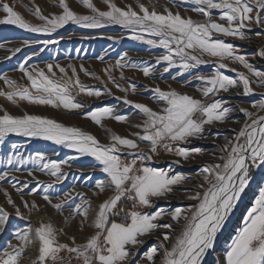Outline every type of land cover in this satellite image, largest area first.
Segmentation results:
<instances>
[{
    "label": "snow or ice",
    "instance_id": "obj_1",
    "mask_svg": "<svg viewBox=\"0 0 264 264\" xmlns=\"http://www.w3.org/2000/svg\"><path fill=\"white\" fill-rule=\"evenodd\" d=\"M77 2L90 14L77 13L70 8L67 0H58L56 6L62 10L59 14L44 15L38 6L32 12L42 22L40 24L29 23L5 3L2 11L6 15L0 18V24L15 25L28 32L46 34L69 23L82 28L119 25L130 30V39L164 51L156 56L155 65L145 63L144 66L128 65L125 53L124 57L116 61L115 68H137L145 77H150L157 71L156 65L163 64L161 76L172 69L177 70L173 80L189 73L190 79L185 83L199 81L197 92L201 98L181 93L170 86L167 90L159 86L150 89L146 87L145 91L151 92L150 99L158 106V110H154L144 103L129 100L127 93L129 90L136 93V85L129 84L128 88H123L116 84L110 75V66L105 69L110 82L125 93L124 97L116 99H122L124 105L137 110L142 119L130 125L137 131L130 133L133 138H127L105 128L102 121L112 119L128 123V116L116 114V109L110 106L86 112V118L106 131V144L100 143L94 135L78 127L65 126L54 119L28 112L12 115L0 108L3 112L0 115V144L4 143L9 134H14L51 141L55 145L74 150L79 156L92 157L96 162L95 166L105 174L104 179L95 181V188L99 193L106 190L111 193L95 209H92L87 200H82L64 217L65 223L79 217L80 231L92 229L83 243H76L75 236H68L63 229L59 230L60 234L67 236L71 244L58 242V230L53 224L41 222L35 229L29 226L13 233L18 244L8 242L0 249V264H20L26 249L37 242L38 254L31 264H48L49 261L52 264L57 261L60 264H70V259L60 256L61 252H67L78 264H129L136 254L134 249L144 243L141 238L156 233L158 229L168 231L158 235V243L149 247L141 257L147 264H202L206 253L214 250L218 233L248 186L251 170L264 166V114H260L264 112V92L252 104L255 111L238 109L245 117L243 123L238 131L233 130L231 138H226L225 143L219 146L222 154L217 158L218 162L207 163L201 168L202 182L197 183L184 196V199L192 202L187 207H176L171 211L155 207L156 200L166 199L174 191L173 186L185 183L188 178L172 174L171 167L156 168L150 166L149 162L153 161L159 149L185 161L194 155L203 154L198 147L189 149L182 145L190 144L193 140L207 139L205 126L225 123L230 114L236 111L234 107L228 106L223 97H216L230 92L236 96H249L255 91L252 87L254 84L264 88V71L257 70L243 55L237 54L238 49L233 43L222 39L231 37L247 40L249 37L245 30L250 32L254 27L264 29V0H181L182 3L193 4L191 11L202 16V20L183 17L167 7L159 12L156 5H153L150 10L140 0L136 3L139 11L134 10L131 5L119 7L114 0H102L106 10L98 8L93 0ZM213 10H216L218 16L214 17ZM256 35H264V31L257 32ZM53 42L44 41L45 44ZM14 51L18 52L20 49ZM258 55L264 57V47ZM226 61L241 65L248 74L237 72L235 68L229 69ZM207 64L215 65L210 74H191L193 69ZM46 67L55 76L53 65L48 64ZM55 67L65 73L64 68L59 65ZM222 69L236 72V78L224 74ZM19 70L27 78L30 87L18 85L7 76H0V80L9 89L7 92L0 89V96L16 106H19V101H25L31 105L63 108L71 112L85 107L84 103L77 102L76 95L83 93L97 98L105 94L112 95L110 90L102 93L81 84L75 68L72 69V77L63 81L50 78L41 69L33 68L29 71L24 64L20 65ZM73 88L76 89L75 95ZM141 143L146 145V149L140 147ZM20 147L12 143L14 152L8 153L6 160L0 163L13 166V170H18L19 165L31 163L37 171L54 177L51 183L43 185V199L63 215L64 206L72 200L71 194L65 193L63 198H58V203H53L48 191L65 179L67 173L62 171V166L68 164V160H49L40 151L21 157ZM75 158L77 157L68 159ZM172 163L180 164V160H173ZM9 174L8 171L0 172V180H5ZM28 175L31 176L32 172L29 171ZM24 187L27 188L28 185L25 184ZM39 187L40 182L31 191L36 192ZM5 196L7 197L6 192ZM128 202H131V210L121 206ZM7 203L15 208L17 217L27 219L10 197L7 198ZM23 206L29 209V213L38 207L35 202L31 207L27 202ZM153 208L154 211L137 210ZM91 212L94 215L90 216ZM121 216L123 219L117 222L116 218ZM165 217H170L171 223L159 222ZM8 219L9 214L0 207V230H3ZM174 225L178 226V231ZM170 232H175V235H169ZM219 264H264V187L259 188L258 195L247 208L235 235L230 236V243L222 250Z\"/></svg>",
    "mask_w": 264,
    "mask_h": 264
},
{
    "label": "rangeland",
    "instance_id": "obj_2",
    "mask_svg": "<svg viewBox=\"0 0 264 264\" xmlns=\"http://www.w3.org/2000/svg\"><path fill=\"white\" fill-rule=\"evenodd\" d=\"M67 2L70 8L77 13L90 14L87 9L83 8L77 2V0H67ZM114 2L119 7L124 8L126 5H131L134 10L139 11L136 7L137 0H114ZM140 2L149 7L150 10L153 5H156V10L159 12H163L164 8L167 7L174 13L179 12L183 17H191L194 20L203 19L202 16L191 11L194 5L190 2L182 3L181 0H140ZM5 3L32 24L42 23L32 14L37 6L44 15L59 14L62 11L56 6L58 0H0V18L6 15L2 11V5ZM93 3L101 10H106V6L102 3V0H93ZM213 15L214 17L218 16L216 10H213ZM260 31H264V29L254 27L250 32L245 30L246 36L249 37L247 40L233 39L231 37H222V39H224L225 42L233 43L238 49L237 54L243 55L257 70L264 71V57L258 55L260 49L264 47V35H256V33ZM131 35L132 33L130 30L119 25H106L102 28H82L78 25L69 23L63 28L57 29L55 32L46 34L28 32L15 25L0 24V76H7L18 85L30 87L27 78L19 70L21 64H24L29 71H32L33 68L41 69L49 75L50 78L61 81L72 77V69L75 68L76 76L81 84L87 88L98 89L102 93H104L105 90H110L112 93V95L105 94L99 98L94 96L88 97L83 93L76 95L77 102L84 103L85 107L81 110H73L71 112L63 108L31 105L25 101H19V106H16L11 104L3 96H0V108L7 110L12 115H22L24 112H28L29 114L41 115L54 119L65 126L78 127L94 135L100 143L106 144L108 143L106 131L104 128H101L90 119L86 118V112L98 107L110 106L116 109V114L128 116V123H119L112 119H105L102 121L105 128H109L116 134L127 138H133L130 136V133L137 131V129L130 125L138 123L142 119V117L137 114V110L124 105L122 99H116V97H124L125 93L121 92L110 82L109 74L105 72V69L110 66L112 67L110 75L116 81V84L123 88H128L129 84L136 85L137 92L132 93L131 90H129L127 98L134 102L144 103L154 110H158V106L150 99L151 92L145 91L146 87L150 89L159 86L161 89L167 90L170 86L181 93H187L195 98H201L197 92V87L200 85L199 81L193 80L190 84L185 83L186 80L190 79L189 73H185L182 77H177L173 80L172 77L175 76L177 70L172 69L169 73H163L161 76L163 64L156 65L157 71L150 77H145L137 68L128 66L123 69L115 68L116 61L124 57L125 53L127 54L125 59L128 65L136 64L137 66H144L145 63L147 65H155L156 56L162 54L164 51L163 49L152 48L140 41L132 40L129 38ZM108 37L113 38L109 39ZM44 41L54 42L45 44ZM17 48H19L20 51L15 52L14 50ZM226 63L229 62L226 61ZM48 64L53 65L55 76H52V74L48 72L46 67ZM56 65L64 68L65 73H61L59 69L55 67ZM81 68H83V70H81ZM230 68H235L237 72L248 74L247 70L239 64L229 63V69ZM214 69V64L201 65L197 69H193L191 74L199 73L207 75ZM221 71L232 78H236V72L229 71L228 69H222ZM121 72H123V78H121ZM86 73L91 75H87ZM96 77H98V79ZM252 87L255 91L249 96H236L230 92L221 93L220 96L216 97H223V99L228 102V106L234 107L236 111L230 114L225 123L217 122L212 126H205V136L208 137L207 139L193 140L190 144L182 145L189 149L198 147L202 150L203 154L194 155L187 161L167 153H158L154 155L153 160L155 162L161 160L164 166L168 165L172 168L173 174L179 173L188 178L185 183L173 186L174 191L170 193L166 199L156 200L155 207L171 211L176 207L184 208L192 203L184 199V196L193 190L197 183L202 182V176L200 174L201 168L207 163L218 162L217 158L222 154L219 152V146L225 143L226 138H231L234 135L233 130H239V127L235 126L239 125L241 121L245 119L243 113L239 112L238 109L246 108L249 111H255V109L252 108V104L259 100L260 93L264 92V88H260L255 84L252 85ZM0 89H3L5 92L9 91L3 80H0ZM72 92L75 95L76 89L73 88ZM2 114L3 112L0 111V115ZM260 114H264V112ZM12 143L21 146L19 149L21 157H28L40 151L43 152L49 160H68V164L62 166V171L67 173L65 179L49 189L48 195L51 197L53 203H58V198H63L65 193L71 194L72 200L64 206L63 215H61L60 212L52 208L51 205L43 199V185L51 183L55 179L54 177L37 171L36 167L31 163L19 165L18 170H13V166L11 165L0 163V172L8 171L10 173L5 180H0V207L9 214V219L3 230H0V249H3L8 242L14 245L18 244V241L13 236L16 230L29 226L35 229L39 227L41 222H51L53 224L58 230V242L71 244L67 236L60 234L59 230L63 229L68 236H75L76 243H83L85 237L91 233L92 229L85 228L83 231H80L78 228L79 217L67 223H65L64 217L68 216L71 209L74 208L76 204L81 203L82 200H87L92 209H95L108 195H111L107 190L104 193H99V190L95 188V181L97 179H104L105 174L99 171L98 166H95L96 162L92 157L79 156L74 150L64 148L62 145H55L51 141L16 136L14 134H9L5 137L4 143L0 144V161L6 160L8 153L14 152L11 148ZM144 146H146L144 143L140 144L141 148ZM69 157L77 158L68 159ZM178 159L180 160V164L172 163L173 160ZM29 171L32 172L31 176L28 175ZM33 177H35V179ZM252 177L255 184L245 190L246 204L243 206V209L239 211L240 216L238 221L227 229L229 232L224 239L221 238L227 232H224L225 234L219 238L218 241L220 245L218 253H222L226 244L230 243V236L235 235V230L241 225L242 217L246 213L247 208L251 206L255 196L258 195L262 183H260V181L262 177H264V172L261 171L260 166H257L255 170H253L250 179ZM38 182H40V187L37 188L36 192H32V188L36 187ZM25 184L28 185L27 188L24 187ZM5 192L7 193V197L5 196ZM94 192L97 194L93 195ZM8 197L12 199L16 207L20 208V211L27 219L21 220L16 216L15 208L7 203ZM21 197H23V200ZM24 202H27L29 207L35 202L38 207L37 209H32L31 213H29V209L23 206ZM154 210L155 208L140 209V211ZM91 215H94V212H91L90 216ZM159 222L171 223V220L170 217H165ZM174 228L178 231V226L174 225ZM165 231L168 230L158 229L154 235H160ZM169 235H175V232H170ZM151 236H153V234L141 238L144 243L139 245L137 249H134L136 254L131 258L129 264H147V261L141 259V257L149 247L158 243L157 239L151 240ZM160 238L162 239V236ZM38 246L37 242L27 248L20 260V264H31V261L35 260L38 254ZM212 264H216L214 259Z\"/></svg>",
    "mask_w": 264,
    "mask_h": 264
},
{
    "label": "bare ground",
    "instance_id": "obj_3",
    "mask_svg": "<svg viewBox=\"0 0 264 264\" xmlns=\"http://www.w3.org/2000/svg\"><path fill=\"white\" fill-rule=\"evenodd\" d=\"M244 121V120H243ZM243 121H241V123L235 127H239L241 126V124L243 123ZM145 148V147H144ZM259 167V166H258ZM261 167V171H264V166H260ZM257 170V169H256ZM258 172V171H257ZM258 180V179H257ZM259 181V180H258ZM262 182V183H261ZM261 183V187H264V177H262V180L260 181ZM255 182L253 181V177L250 179V183L248 184V186L246 187L245 190H247L250 186L254 185ZM246 204V198H245V191L241 194V198L240 200L237 201V205L236 207L233 209V212L230 214L229 219L225 222L224 227L221 229V232L218 233V238L214 244V250H209L208 253H206L205 255V259L202 262V264H212L213 259L216 261V264H219V260H220V256L221 253H218V248L217 245L219 244V238L225 234L224 232H227L232 224H234L235 222L238 221V218L240 216V209H243V206ZM47 211V210H46ZM227 230V231H226ZM226 235V234H225ZM224 235V236H225ZM158 235H154L150 237L151 240L157 239ZM224 236L222 238H224ZM221 238V239H222Z\"/></svg>",
    "mask_w": 264,
    "mask_h": 264
},
{
    "label": "built area",
    "instance_id": "obj_4",
    "mask_svg": "<svg viewBox=\"0 0 264 264\" xmlns=\"http://www.w3.org/2000/svg\"><path fill=\"white\" fill-rule=\"evenodd\" d=\"M145 149H146V146H144ZM142 147V148H144ZM158 153H165L163 149H159L158 150ZM124 158V156H122V159ZM133 157H127V159H132ZM256 168V167H255ZM255 168H253L250 172V176L253 174V170H255ZM249 183H250V177H249ZM122 207H124L126 210H131V202H128L126 204H122L121 205ZM138 211H140V209H137ZM117 222H121V220L123 219V216L121 217H117ZM60 256L65 258L66 260H69L70 259V264H78V261L75 259V258H70L69 257V254L67 252H61L60 253ZM48 264H52L51 261L48 262ZM56 264H60L59 261L56 262Z\"/></svg>",
    "mask_w": 264,
    "mask_h": 264
},
{
    "label": "crops",
    "instance_id": "obj_5",
    "mask_svg": "<svg viewBox=\"0 0 264 264\" xmlns=\"http://www.w3.org/2000/svg\"><path fill=\"white\" fill-rule=\"evenodd\" d=\"M150 166L156 167V168H162V169L169 167L168 165L164 166L161 160H158L156 162L153 160L152 162H150ZM172 172H173V170H172ZM262 172H264V171H262ZM177 174H179V173H177Z\"/></svg>",
    "mask_w": 264,
    "mask_h": 264
},
{
    "label": "water",
    "instance_id": "obj_6",
    "mask_svg": "<svg viewBox=\"0 0 264 264\" xmlns=\"http://www.w3.org/2000/svg\"><path fill=\"white\" fill-rule=\"evenodd\" d=\"M228 232H229V230L227 231V233H226V235L224 236V238L227 236ZM224 238H222V239H224ZM219 245H220V242H219V244L217 245V247H219Z\"/></svg>",
    "mask_w": 264,
    "mask_h": 264
}]
</instances>
